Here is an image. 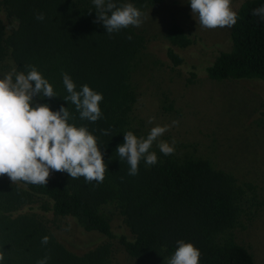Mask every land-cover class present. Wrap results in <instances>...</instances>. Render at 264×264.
I'll list each match as a JSON object with an SVG mask.
<instances>
[{"label": "trees", "instance_id": "obj_1", "mask_svg": "<svg viewBox=\"0 0 264 264\" xmlns=\"http://www.w3.org/2000/svg\"><path fill=\"white\" fill-rule=\"evenodd\" d=\"M162 1L113 0L117 6L132 3L141 12ZM261 6L264 0L240 2L229 48L219 50L205 67L210 79L264 81V20L252 15ZM0 8L6 19L0 18V76L13 68L27 73L28 65L35 66L57 96L37 95L34 106L46 103L53 111L67 107L69 123L87 127L97 138L108 166L101 183L55 171L48 185L13 184L0 176V254L5 257L0 264H37L45 255L50 256L47 264H111L114 241L132 264H167L181 239L200 250V264H255L251 251L235 238V230L244 228L263 204L255 183L216 167L212 159L195 153L193 144L174 143V153L166 156L154 142L150 151L158 162L150 166L141 160L135 176L128 175L127 161L116 153L124 132L148 135L144 121L134 114L133 82L146 34L136 27L108 34L102 22H94L93 0H0ZM38 13L43 20L36 19ZM165 37L167 57L180 65L183 59L174 47L185 48L192 39L176 23L167 27ZM65 72L77 91L88 84L103 95L102 117L96 122L82 120L64 99L69 95ZM163 108L169 110L171 104ZM36 206L54 217H71L83 230L105 239L75 253L56 238L44 216L34 211ZM116 216L128 235L112 231ZM45 235L50 237L47 245L41 243Z\"/></svg>", "mask_w": 264, "mask_h": 264}, {"label": "rangeland", "instance_id": "obj_2", "mask_svg": "<svg viewBox=\"0 0 264 264\" xmlns=\"http://www.w3.org/2000/svg\"><path fill=\"white\" fill-rule=\"evenodd\" d=\"M241 1L231 0L233 10ZM142 13L143 22L136 28L146 34V46L133 74L137 86L134 114L144 121L147 133L156 125L170 126L159 140L193 144L195 153L212 159L216 167L258 186L257 200L263 204L244 228L235 230V238L251 251L255 264H264V81L212 80L207 76L205 67L219 50L229 48L230 28L200 27L189 0H163ZM0 18L6 22L1 8ZM172 23L192 39L185 48L174 47L183 59L177 66L166 55L170 44L165 31ZM168 102L171 109L165 110ZM151 117L155 119L149 124ZM34 211L44 216L56 238L75 253L105 239L98 232L83 230L71 217H54L37 206ZM111 227L116 234L128 235L118 216ZM114 248L111 264H132L116 241Z\"/></svg>", "mask_w": 264, "mask_h": 264}, {"label": "clouds", "instance_id": "obj_3", "mask_svg": "<svg viewBox=\"0 0 264 264\" xmlns=\"http://www.w3.org/2000/svg\"><path fill=\"white\" fill-rule=\"evenodd\" d=\"M191 11L200 27L205 29L231 28L238 15L231 0H189ZM97 12L96 21L102 22L108 34L128 27H139L143 13L132 3L117 6L113 0H93ZM91 11V10H90ZM252 15L264 20V6L253 9ZM36 19L43 20L38 13ZM132 37L129 36L128 39ZM27 73L13 68L0 78V176H7L13 184L24 182L32 185H48L51 172H66L72 179L83 177L86 182H103L106 166L97 138L84 126L69 123L70 112L61 106L58 111L44 104L34 106V97L57 96L53 85L43 77L35 66L28 65ZM67 90L64 99L75 106L82 120L96 122L102 117L100 103L103 95L84 84L77 91L76 84L68 73H62ZM155 117H151V124ZM178 124V121H173ZM168 125L152 127L146 137L134 132H124V143L118 145L116 153L121 161L129 165L128 175L139 172V164L158 162L156 152L150 151L154 142L164 155H172L174 142L159 140L168 130ZM107 135L108 130H103ZM50 237L41 239L43 245ZM178 247L167 264H200V250L192 243L177 241ZM5 259L0 254V261ZM45 255L37 264H47Z\"/></svg>", "mask_w": 264, "mask_h": 264}]
</instances>
